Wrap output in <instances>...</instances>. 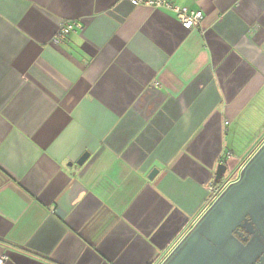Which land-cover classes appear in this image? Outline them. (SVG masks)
Segmentation results:
<instances>
[{
	"label": "crops",
	"instance_id": "1",
	"mask_svg": "<svg viewBox=\"0 0 264 264\" xmlns=\"http://www.w3.org/2000/svg\"><path fill=\"white\" fill-rule=\"evenodd\" d=\"M168 1L201 27L128 0H0L4 264H167L245 172L232 223L172 264H264V0Z\"/></svg>",
	"mask_w": 264,
	"mask_h": 264
},
{
	"label": "water",
	"instance_id": "2",
	"mask_svg": "<svg viewBox=\"0 0 264 264\" xmlns=\"http://www.w3.org/2000/svg\"><path fill=\"white\" fill-rule=\"evenodd\" d=\"M262 154L264 155V150L260 154L261 157L263 156ZM88 159H89V154H84L78 160L77 165L83 166ZM226 172H227V166L225 164H220L216 172V178H215L216 181L217 182L221 181L224 175L226 174ZM157 175H158V170H153L149 176V179L154 180ZM246 177H247V172H245V174L243 175V178L241 180L242 182L238 183L237 185H234L218 200V202L213 206V208L209 211V213L205 216V218H203V220L196 227V229H194V231L187 237L185 243L181 247H179L178 250H176L174 256L167 262V264H172V260L176 261L178 255L180 254L179 252L182 250L185 244L187 246L186 249H189L190 246H188V243L200 242V241L202 243L206 241L207 238H211L212 233L214 232L213 230L214 226L217 227V230L219 228L221 230V228H224L228 226L230 223H232V219L230 217L231 211L233 210V208L238 207V202L243 198L242 197L243 195L245 196V192L241 193L240 197H233L232 193L238 185H241L244 182ZM248 179L249 178H247V180ZM225 207H229L228 210L225 209ZM221 214H223V216H220ZM201 251L202 248L199 247L196 248L195 253H197V256L199 257L203 256L204 253L203 252L201 253Z\"/></svg>",
	"mask_w": 264,
	"mask_h": 264
},
{
	"label": "built area",
	"instance_id": "3",
	"mask_svg": "<svg viewBox=\"0 0 264 264\" xmlns=\"http://www.w3.org/2000/svg\"><path fill=\"white\" fill-rule=\"evenodd\" d=\"M133 6H147L153 9L166 8L172 11L176 19L182 26L188 30L200 28L204 21V13L202 11H193L188 8H183L170 3L168 0H128ZM83 23L81 21H65L62 23L57 42L59 40L67 39L76 30H83ZM158 85V84H157ZM227 185V184H226ZM211 193H220L216 187H210ZM181 240L178 241V243ZM173 249V248H172ZM8 260L7 256L0 258V264H4Z\"/></svg>",
	"mask_w": 264,
	"mask_h": 264
}]
</instances>
